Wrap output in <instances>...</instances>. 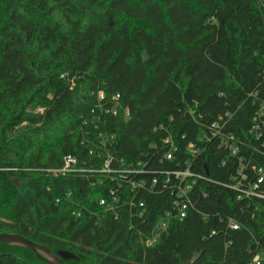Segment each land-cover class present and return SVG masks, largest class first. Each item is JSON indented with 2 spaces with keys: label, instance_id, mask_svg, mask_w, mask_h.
Masks as SVG:
<instances>
[{
  "label": "trees",
  "instance_id": "16d2710c",
  "mask_svg": "<svg viewBox=\"0 0 264 264\" xmlns=\"http://www.w3.org/2000/svg\"><path fill=\"white\" fill-rule=\"evenodd\" d=\"M100 91L119 94L131 117L91 123ZM262 104L264 0H0V234L78 258L66 264H253L264 256V197L239 199L198 180L194 208L148 246L173 210L171 190L127 188L121 196L144 201V216L127 207L115 219L99 206L118 187L112 176L55 178L47 169L68 155L87 170H101L108 156L113 168L138 160L156 167L171 134L180 169L190 161L198 174L230 183L239 158L199 139L230 113L239 157L264 169V138L251 134ZM0 264L46 263L0 243Z\"/></svg>",
  "mask_w": 264,
  "mask_h": 264
},
{
  "label": "built area",
  "instance_id": "2783aa9c",
  "mask_svg": "<svg viewBox=\"0 0 264 264\" xmlns=\"http://www.w3.org/2000/svg\"><path fill=\"white\" fill-rule=\"evenodd\" d=\"M92 96L97 97L98 105L96 109L100 110V114H93L91 117V123L94 125H97L107 116L119 117L123 114L125 119L131 117L130 109L122 107L121 96L119 94L114 95L111 99H108L104 91L93 93ZM42 111L43 109H40V112ZM228 118H231L230 113H227L225 116H220L218 120L208 128V131L205 132L199 141L202 143L204 141H218L219 149L227 151L230 157L239 158L237 170L231 177L230 183L216 182L206 176L198 174L192 169V163L190 161L186 162L185 168L180 169L181 162L177 161V153L180 148L171 134L163 140V145L165 147L163 146L162 148L164 153L161 157L157 158L155 164L157 168L151 165V160H138L130 163L121 161V164L117 168H113L115 158L108 156L101 170H87L78 166L79 162L77 157L68 155L64 157L61 167L47 169V172L55 178L87 172L112 176V181H118V187L110 191V199L102 198L99 206L103 208L105 214L109 213L114 215L115 219L120 218V212L127 207H135L136 209L132 211H137L140 218L144 216L146 210L144 201L136 202L133 199L130 202L128 197L121 196V193H125L127 188H130L132 191L150 194L171 190L176 196L173 203V210L168 212L165 217L156 224L151 237L146 241L148 246H153L167 232L169 224L173 219L182 220L186 218L188 211L194 208L191 199V191L198 180H205L225 186L235 191L239 199L241 197H264V191L261 189V186L264 184V169L259 168L255 164L245 165L243 159L239 157L241 143H239L236 135L227 130L230 122ZM169 120L173 121V118L170 117ZM88 123L89 120H85V124ZM164 127L165 126L161 124L156 128V131L164 130ZM251 134L254 135L257 140L264 138V104L259 107L253 118ZM114 137L115 136L112 138ZM106 144V142H103L104 147H106ZM154 149L158 150L159 145L154 144ZM188 151L191 155L196 156L200 152V148H197L194 144H190ZM169 163L174 164L176 167H163V165ZM116 175H119V179L115 177ZM131 175L139 176L140 178L130 179L129 177ZM150 175H153V177L149 178L148 176ZM68 196H70V194H68ZM99 219H101V217H99ZM230 227L232 229H238L239 225L231 220ZM262 259H264L263 255L256 256L253 260V264H261Z\"/></svg>",
  "mask_w": 264,
  "mask_h": 264
},
{
  "label": "water",
  "instance_id": "95a60500",
  "mask_svg": "<svg viewBox=\"0 0 264 264\" xmlns=\"http://www.w3.org/2000/svg\"><path fill=\"white\" fill-rule=\"evenodd\" d=\"M206 172L208 174V170H206ZM0 243L26 248L32 251L46 264H66L68 260L78 261V258L71 252L58 251L55 253L50 248L37 244L29 238L19 234L2 233L0 234Z\"/></svg>",
  "mask_w": 264,
  "mask_h": 264
},
{
  "label": "rangeland",
  "instance_id": "374dc122",
  "mask_svg": "<svg viewBox=\"0 0 264 264\" xmlns=\"http://www.w3.org/2000/svg\"><path fill=\"white\" fill-rule=\"evenodd\" d=\"M264 259H262V261H263Z\"/></svg>",
  "mask_w": 264,
  "mask_h": 264
}]
</instances>
